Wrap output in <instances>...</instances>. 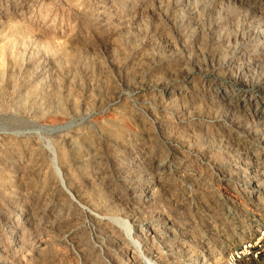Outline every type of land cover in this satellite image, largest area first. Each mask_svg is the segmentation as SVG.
Returning a JSON list of instances; mask_svg holds the SVG:
<instances>
[{
  "label": "rangeland",
  "instance_id": "rangeland-1",
  "mask_svg": "<svg viewBox=\"0 0 264 264\" xmlns=\"http://www.w3.org/2000/svg\"><path fill=\"white\" fill-rule=\"evenodd\" d=\"M263 234L264 0H0V264H229Z\"/></svg>",
  "mask_w": 264,
  "mask_h": 264
},
{
  "label": "built area",
  "instance_id": "built-area-1",
  "mask_svg": "<svg viewBox=\"0 0 264 264\" xmlns=\"http://www.w3.org/2000/svg\"><path fill=\"white\" fill-rule=\"evenodd\" d=\"M262 239L263 238L260 237L245 243L241 250L232 251L226 261L229 264H237L244 259H257L261 256V253L264 252V242L261 241Z\"/></svg>",
  "mask_w": 264,
  "mask_h": 264
},
{
  "label": "water",
  "instance_id": "water-1",
  "mask_svg": "<svg viewBox=\"0 0 264 264\" xmlns=\"http://www.w3.org/2000/svg\"><path fill=\"white\" fill-rule=\"evenodd\" d=\"M52 132H55L54 130H50L49 133H52ZM46 149L50 152V150L46 147ZM51 153V152H50ZM55 174L56 176L58 177L59 181H60V184L62 186V188L66 191V193L74 200V198L72 197V195L69 193V191H67L66 187H65V184H64V181L62 179V175H61V172L59 170H55Z\"/></svg>",
  "mask_w": 264,
  "mask_h": 264
},
{
  "label": "bare ground",
  "instance_id": "bare-ground-1",
  "mask_svg": "<svg viewBox=\"0 0 264 264\" xmlns=\"http://www.w3.org/2000/svg\"><path fill=\"white\" fill-rule=\"evenodd\" d=\"M125 231L127 233L128 236H130L131 234V229L129 227H125ZM136 248H137V252L141 253V249L139 248V245L138 244H135ZM144 261H145V264H155V261H153L152 259L150 258H147V257H143Z\"/></svg>",
  "mask_w": 264,
  "mask_h": 264
}]
</instances>
